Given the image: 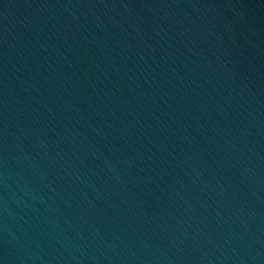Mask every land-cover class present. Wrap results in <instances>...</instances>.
Instances as JSON below:
<instances>
[{
	"label": "water",
	"instance_id": "obj_1",
	"mask_svg": "<svg viewBox=\"0 0 264 264\" xmlns=\"http://www.w3.org/2000/svg\"><path fill=\"white\" fill-rule=\"evenodd\" d=\"M0 264H264V0H0Z\"/></svg>",
	"mask_w": 264,
	"mask_h": 264
}]
</instances>
